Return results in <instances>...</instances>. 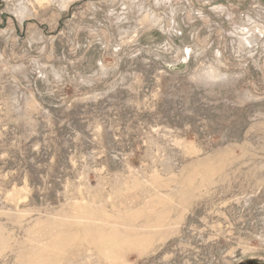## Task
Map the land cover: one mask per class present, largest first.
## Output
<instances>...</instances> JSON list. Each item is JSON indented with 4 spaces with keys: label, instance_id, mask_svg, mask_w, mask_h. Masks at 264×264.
<instances>
[{
    "label": "rangeland",
    "instance_id": "374dc122",
    "mask_svg": "<svg viewBox=\"0 0 264 264\" xmlns=\"http://www.w3.org/2000/svg\"><path fill=\"white\" fill-rule=\"evenodd\" d=\"M0 264H264V0H0Z\"/></svg>",
    "mask_w": 264,
    "mask_h": 264
},
{
    "label": "bare ground",
    "instance_id": "6f19581e",
    "mask_svg": "<svg viewBox=\"0 0 264 264\" xmlns=\"http://www.w3.org/2000/svg\"><path fill=\"white\" fill-rule=\"evenodd\" d=\"M61 256V255H60Z\"/></svg>",
    "mask_w": 264,
    "mask_h": 264
}]
</instances>
